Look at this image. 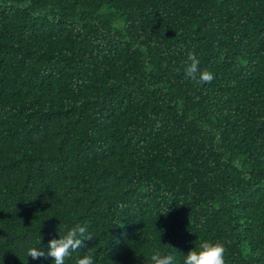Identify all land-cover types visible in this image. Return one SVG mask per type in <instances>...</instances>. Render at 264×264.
<instances>
[{
    "label": "trees",
    "instance_id": "trees-1",
    "mask_svg": "<svg viewBox=\"0 0 264 264\" xmlns=\"http://www.w3.org/2000/svg\"><path fill=\"white\" fill-rule=\"evenodd\" d=\"M76 224L65 264H264V0H0V264Z\"/></svg>",
    "mask_w": 264,
    "mask_h": 264
},
{
    "label": "clouds",
    "instance_id": "clouds-1",
    "mask_svg": "<svg viewBox=\"0 0 264 264\" xmlns=\"http://www.w3.org/2000/svg\"><path fill=\"white\" fill-rule=\"evenodd\" d=\"M190 63L185 67V75L194 81L210 83L214 79V73L208 69L199 68L200 61L197 57L189 53ZM93 236L88 233V228L84 225L76 224L71 227L64 235L59 234V238H53L48 242V251L39 247H30L27 250V257L33 260L41 257H51L54 264H65L71 255L85 246V241ZM225 246L219 242L204 241L198 247L189 250L185 255L183 264H225ZM95 253L90 251L82 257L76 259L75 264H96ZM150 264H174V257L170 253L156 250L150 257Z\"/></svg>",
    "mask_w": 264,
    "mask_h": 264
}]
</instances>
